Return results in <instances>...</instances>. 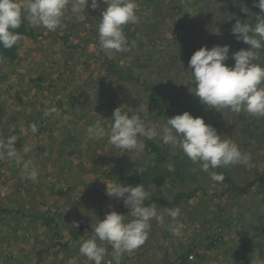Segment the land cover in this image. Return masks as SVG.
I'll return each mask as SVG.
<instances>
[{"label": "rangeland", "instance_id": "374dc122", "mask_svg": "<svg viewBox=\"0 0 264 264\" xmlns=\"http://www.w3.org/2000/svg\"><path fill=\"white\" fill-rule=\"evenodd\" d=\"M243 1L251 18L239 15L242 0H136L140 22L123 27L130 50L113 55L98 40L106 4L92 9L89 0L84 13L69 11L54 32L23 22L32 35H21L16 57L0 65V139L16 135L23 161L36 164L39 175L36 182L27 179L0 155V264H94L80 254V244L106 213H123L122 199L108 197L106 187L126 185L132 168L149 183V205L181 209L183 236L159 238L165 227L158 225L156 241L145 246L154 248L152 258L162 251L169 258V251L188 256L181 264H264V118L208 109L190 92L189 60L196 50L229 45L231 67L232 53L250 47L231 32L237 19L255 24L261 12L254 0ZM225 3L233 6L230 14ZM113 104L146 122L187 111L251 159L211 169L224 177L213 182L198 163L159 139L142 138V156L121 152L107 136L88 139L85 130L96 120L110 129ZM103 246L105 264H114L111 246ZM121 264H143L142 257L123 254Z\"/></svg>", "mask_w": 264, "mask_h": 264}, {"label": "clouds", "instance_id": "9594fccd", "mask_svg": "<svg viewBox=\"0 0 264 264\" xmlns=\"http://www.w3.org/2000/svg\"><path fill=\"white\" fill-rule=\"evenodd\" d=\"M101 3L107 5L106 9L101 10L97 28L101 50L107 55L128 52L130 49L123 27L140 22L136 0H91L90 7L99 9ZM88 6L89 0H24L23 4L21 0H0V47L11 49L18 44L20 34L16 30L25 21L35 28L54 32L69 11L78 16ZM254 6L261 10L255 16V24L237 19L231 29L237 41L250 46L232 53L234 66L226 64L229 45H216L211 49L203 46L189 60L195 84V90L190 92L208 109L219 112L228 109L234 113L245 112L264 118V64L259 62L264 55V0H254ZM242 11L249 16L248 8L244 7ZM5 62L0 58V65ZM49 111L55 112L56 109ZM110 120V129H106L100 120L88 125L85 130L87 138L101 140L107 136L111 146L137 156L144 153L142 138L159 139L173 149H180L194 164L198 163L202 171L209 173L213 182H221L224 177L211 169L247 165L251 159L236 142L222 139L202 117H194L187 111L166 118L163 123L146 122L139 114L125 111L121 105L114 109ZM30 128L33 133L37 132L35 124ZM17 139L16 135L0 139V155H6L10 162L21 167L27 179L36 182L38 166L31 161H23L15 147ZM106 195L122 199L131 219L126 220V215L113 210L106 213L103 220H98L91 236L83 240L79 247L80 254L94 264H105L107 249L104 244L111 246L114 264H121L123 254L132 253L145 244L153 221L166 227L172 236H183L178 220L181 209L174 207L161 211L155 203L146 205L145 201L152 193L143 184L131 186L115 182L107 185ZM166 216L169 218L167 224ZM106 264H113V261L109 260Z\"/></svg>", "mask_w": 264, "mask_h": 264}, {"label": "crops", "instance_id": "0c3cea01", "mask_svg": "<svg viewBox=\"0 0 264 264\" xmlns=\"http://www.w3.org/2000/svg\"><path fill=\"white\" fill-rule=\"evenodd\" d=\"M239 3H240V1L237 2L238 5H239ZM245 4H246V2H244L242 0L241 10H239L240 11L239 12V15L242 18H244V17L246 18L248 16V15H246L244 13V11H242V9L244 7H246V5H247V4L246 5ZM253 4H254V2H253ZM231 8H233V6H230L228 3L227 4L225 3L224 4V7H223V10H226L229 13V11H230ZM249 15H250V13H249ZM114 104H116V98H115ZM114 104H113L112 108L113 107H115V108L119 107V106H114ZM123 108H124L125 111L131 109V108L129 109V107H123ZM112 111H114V110H112ZM116 169L117 168H115V170H113V174L118 175V171ZM134 171H136V175H134ZM129 172L131 174V177H129L130 175H128L129 178L128 177L126 178L127 179V180H125V182H127L126 185H131V186H136V185H139V184H143L144 186L149 185L148 181L145 182V181L139 179L140 175L142 176V175H144V173H141L140 171H138L137 168L129 169ZM115 180H118L117 176H115ZM111 185H113V183L110 184V186ZM99 201H100V199L98 200V202ZM145 204L146 205H149L150 204V200L147 199L145 201ZM122 206H123L122 208L124 209L122 215H126V220L131 219V217L127 215L129 213V209L127 207H125L124 204H122ZM156 206H159V205H156ZM115 211H117L118 213H121L122 212V210H120V209H118V210L115 209ZM157 228H158V224L155 221H153L152 222V227H151V230H150L149 237H148L147 241L145 242V244L143 246H141L140 248H138L139 251L133 252V253H135V254L137 253V256L142 257L143 264H181L182 261H183L182 259H185L188 256L185 255V256H183V257L180 258L179 256H177V254H172L171 252L168 251L169 255L172 256V257L169 256V258L168 257L166 258L165 257L166 253L164 251H162V252H158V256L157 257L152 258L151 253H150V250L151 249L154 250V248L145 249V246H147V245L149 246L150 244H152V242L156 241V235H157L156 229ZM164 229L165 230L158 232L159 238L161 237L162 239H164L166 237H173L171 235V233H169L166 230V227ZM147 242H148V244H147ZM162 243H164V240L162 241ZM170 248L171 247H168V246H165V245L163 246V250H165V251L169 250ZM126 254H128V256H130V260H131L132 253H126ZM173 255H175L176 258H174L175 256H173Z\"/></svg>", "mask_w": 264, "mask_h": 264}, {"label": "trees", "instance_id": "16d2710c", "mask_svg": "<svg viewBox=\"0 0 264 264\" xmlns=\"http://www.w3.org/2000/svg\"><path fill=\"white\" fill-rule=\"evenodd\" d=\"M28 30H30V29L26 28L25 24L22 23V25L16 31L20 34V36L25 35V34L32 35V33ZM17 50H18L17 45H15L11 49H4V48L0 47V58H3L4 60L14 59L16 57ZM159 157L163 158V156H160V155H159ZM134 175H136V171H134ZM237 189H238V187H237Z\"/></svg>", "mask_w": 264, "mask_h": 264}, {"label": "built area", "instance_id": "2783aa9c", "mask_svg": "<svg viewBox=\"0 0 264 264\" xmlns=\"http://www.w3.org/2000/svg\"><path fill=\"white\" fill-rule=\"evenodd\" d=\"M189 258H192V255H189Z\"/></svg>", "mask_w": 264, "mask_h": 264}]
</instances>
